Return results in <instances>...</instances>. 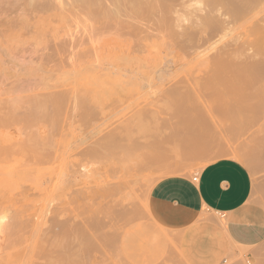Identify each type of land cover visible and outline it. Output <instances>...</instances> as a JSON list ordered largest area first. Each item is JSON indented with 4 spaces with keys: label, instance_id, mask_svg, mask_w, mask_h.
Wrapping results in <instances>:
<instances>
[{
    "label": "bare ground",
    "instance_id": "6f19581e",
    "mask_svg": "<svg viewBox=\"0 0 264 264\" xmlns=\"http://www.w3.org/2000/svg\"><path fill=\"white\" fill-rule=\"evenodd\" d=\"M5 1L8 2V0ZM19 2L26 3V0ZM11 3L10 1L8 5ZM32 3L27 4L28 8L19 4L21 6V9L20 6L18 7L19 11L26 12L25 14L23 12L24 18H31L32 21L37 19L38 25H41L42 22L38 20L42 21L43 16L51 20L58 17L60 19V13L63 12L69 16L67 18L68 20L70 18L71 24L68 22V27L70 25L73 30L64 32L66 27L64 26L63 31L60 29L52 31L55 35L64 32L60 39L53 35L52 40L46 35L48 39H51L48 40L49 44L52 41L54 43L50 44V47L54 45L53 48L51 47V54L45 53L48 48L47 40L42 38L43 40L40 41L41 49L38 50L40 54L35 70L41 75L48 74V78L30 85L26 80V82H20L22 76L19 82L13 81L15 75H11L9 76V81L13 78L11 82L6 85L8 79L2 78L0 84L5 87L2 90L0 86V215H7L6 223L0 228V264H16L19 260H22L21 264H40L45 260L48 252H53L55 248L53 240L59 239L57 236L61 234H58L60 230L57 232L60 225H57L58 222L50 219L49 216L48 224L55 221L56 223L52 222L54 224L50 225L54 227L53 225L56 224L58 228L56 230L54 227L57 236L53 234L54 239L52 241L50 239L52 245L50 246V243L48 245V237L46 238L48 233L45 236L43 231L45 226L43 222H45L48 208L45 209L41 202L42 205L39 207L31 206L34 200L46 198L56 201V198L66 199L71 198V195H79L86 201L98 192L93 189L96 181L91 178L88 182L85 176L89 164L98 159L97 155L100 157L95 148L96 143L89 142L88 137L95 134L96 122L104 118L99 99L106 93L114 91L113 87H121L125 83L130 86V83L136 80L152 81L154 76L164 74L167 75L165 79L167 83H172L171 87L174 91L182 93V88L192 90V93H182L179 99H174L176 103L194 100L190 94L199 95L195 97L198 101L202 98L207 103L208 100L211 101L210 103L218 109H233L232 112L219 113V116L237 123L243 121V124L261 117L257 113H244L251 109L250 105L256 106L254 107L256 109L264 108V0H34ZM14 4H17V0ZM5 8L6 12H13L6 6ZM187 8L192 9L187 11ZM4 13L2 12L0 16ZM13 17L7 19L8 21L5 18L7 22L0 25L1 39L3 35L11 31L13 33L17 28L23 33L21 31L23 27L21 29L20 26L15 27L14 23L17 20L15 21L16 17L14 19ZM50 22L53 23V21ZM20 24L22 25L21 22ZM33 30L36 31V29ZM35 33L37 34L38 31ZM35 33L34 39H36ZM37 37L39 39L41 35L37 34ZM148 48L155 49L156 56L147 58L143 64L140 58H144V52ZM27 49L25 52L29 53L30 49ZM153 50H150L151 53H154ZM168 50L176 56L172 54L170 57V53L165 52ZM187 51L192 52L188 58L187 54V56L182 55ZM142 53L144 54L141 55ZM177 65L182 75L177 72L178 69H175L178 68ZM2 69H0V78L4 72ZM29 73L26 71L25 74ZM71 77L75 78V81ZM69 78L73 82L67 83L71 81ZM254 85H258L259 90L246 93L249 91L248 88L251 89ZM128 86H126L127 89ZM207 91L212 92L206 94ZM179 109V113L183 114L179 116L181 115V120H184V113H182L184 111ZM208 115L210 120L214 117L212 114ZM196 116L195 121H204L203 116L201 118ZM84 126H87L88 133ZM78 128H81L82 134L86 132L87 139L86 137L77 138ZM12 134L15 136H10ZM62 135H65L63 141L58 143L56 139ZM67 136L72 141L63 145ZM106 136H104V139L106 138L104 143L103 137L101 143L98 141L103 149L109 148L112 143L110 135ZM57 162L66 165L65 172L55 167ZM125 182L128 184L127 181ZM124 183L121 184L123 187ZM98 198L102 199L100 196ZM73 199H75L73 202L77 201L76 198ZM79 203L81 204V202L76 204ZM60 228L63 230V225ZM65 229L68 231L66 226ZM52 230L54 229H50L51 233ZM63 233L64 231L60 237L66 234L68 236L69 231L64 235ZM55 243L57 244V241ZM48 246L51 249L52 246L54 248L48 251ZM84 250L86 252L84 251L83 255L89 257L90 249ZM176 250L178 253V249ZM61 251H59L60 255H62ZM87 251L88 254H86ZM71 253L70 255H73ZM63 256L65 257L64 253ZM60 257L58 255L59 262L60 260L61 263L65 260L67 262L68 259L64 260L63 257L62 260ZM102 257L106 259L101 258L102 262L107 261L105 258L108 257L107 255L104 254ZM51 259H53L52 255ZM86 260V263L93 262L91 258ZM52 261L50 260L51 264L54 262ZM227 263V260L223 262V264ZM44 264L49 263L45 260Z\"/></svg>",
    "mask_w": 264,
    "mask_h": 264
},
{
    "label": "rangeland",
    "instance_id": "374dc122",
    "mask_svg": "<svg viewBox=\"0 0 264 264\" xmlns=\"http://www.w3.org/2000/svg\"><path fill=\"white\" fill-rule=\"evenodd\" d=\"M10 1L13 3V5L12 3L11 5H8ZM10 1L8 0V2H6L5 0H1L0 12L5 13L2 14V16L4 17L0 16V25H4L3 22H7V19H10V17H13L16 14L14 17H16L15 21H17L16 23H14L13 21V23L15 24V27L20 26V29L23 27L21 29L23 33H21L17 28L13 31V33L15 32L14 34L11 31L8 34H5L6 37L5 35H3V39L0 38V40H2L0 41L2 43H0V63L2 62L0 65V69L3 68L2 70L4 71L0 78V84L2 83L3 79H8V82L5 83L7 85L13 80L12 78V80L10 79L11 81H9V76L15 75L13 81L20 80V77L22 76L20 82L26 80L28 84L35 85L48 78V74L41 75V73L35 70L38 63L37 59L40 54L38 50L41 49L40 41L43 40L42 38L47 40V42L48 40L50 41L52 38H54L53 35H55L52 31H56V29H60L63 31V27L66 26L64 27V32H66L72 31L73 27H71L70 25L68 27L70 18L68 20L67 17L69 16H67L63 12L60 14L64 16L61 17L60 15V19L58 17L57 19L53 18L51 20V18L46 19L47 17L45 18L43 16L41 18L42 21H40V19L38 20V22H42L41 25H38L39 23H37V19H34L33 21L28 17L26 19L23 16V12L24 14L26 12L22 10L19 11L21 9L20 5H22V7L26 6V8H28L27 4H33L32 2H34V0H26V3L28 2L27 4L25 2L22 3L19 2L20 0H17L18 5L14 4L16 3V0L15 2H13L14 0ZM4 3L7 5H5ZM5 6L8 9H10V7L12 6L10 10L13 12H6L7 9L5 8ZM15 6L17 8H15ZM190 9L192 8H187V11H191ZM17 10L19 12H17ZM53 14L54 13H52V15ZM22 17L24 20L22 19ZM5 18L7 21L5 20ZM17 18H20V20H18ZM56 20L58 21V23ZM19 21L22 23V25ZM50 21H53V23ZM45 23L47 26L45 25ZM42 24L44 25V27ZM28 25L31 28H29ZM40 26H42L43 28H40ZM48 27L49 29H46ZM33 29H36V31H38L37 34L41 35L39 39L37 37V34L35 33L36 31ZM43 31L45 32V34ZM48 32L50 33L48 34ZM64 32H61L62 35L61 33L59 34L60 37L58 34L55 35V37L60 39L63 36ZM16 33H18V36H16ZM34 33L36 34V39H34ZM46 35H48V37H50L51 39H48ZM44 36H46L47 39ZM16 39H18V41ZM14 40L17 41V43H19L20 45L17 43H13L15 42ZM31 42H33V44H31ZM12 43L15 46L17 44V46H13ZM50 44H54L53 41ZM50 44L49 42L47 43L48 48L47 50H45V53L47 54H51V49L54 46L51 45V48ZM146 44L148 45L150 43ZM24 47L28 48L27 50L30 49L29 53L28 51L27 53L25 52L26 48ZM148 50L152 51L153 48H148L147 51ZM20 51L23 53H21ZM147 51L144 52L145 54H141H144V58L146 56L144 62V58H140L143 64H145L147 58L150 59L156 56L155 51L154 53H151V51L149 53L148 51V55L150 56L147 57ZM165 52L170 53L169 50ZM24 53L26 54L24 55ZM180 53L182 54V52H179V54ZM190 53L192 54L191 51H187L182 55H188V58ZM20 54L23 55L21 56ZM172 54L170 53L169 56H176V54ZM177 67L178 68L175 69H178L177 72L180 74L179 66L177 65ZM186 68L188 69V67ZM185 69L182 71L183 74ZM26 71L30 73L27 75L25 74ZM179 74L178 77H180ZM22 78L24 80H22ZM66 78L67 77H65V79ZM71 78L75 81V78ZM166 78L167 75L165 76L163 74L154 76L152 78V81L148 79L136 80V84L135 82H133L134 84L130 83V86H128L129 84L125 83L127 84H124L125 86L121 85V87H113V89L116 90V93L115 90H110L112 92L106 93L105 95L100 97L99 101L101 104V109L104 113V118H102L103 120H98V123L96 122L97 130L95 131V134L88 137L89 142L96 143L95 148L96 151H98L100 157H98L97 155L96 157L98 159H96L95 157L94 159L96 160L93 159V163L89 164L85 176L87 177L86 180L88 182L91 178H93V181H96V183L94 184L95 188L93 186L92 187L95 192L98 191L96 195H99L100 197H102V199L98 198L99 196L97 197L95 194H93L91 198H87L85 201V199L82 198V200L80 198L82 196L79 197V195H71L72 199L76 198V203L81 202V204H76L75 202H73L75 199L72 200L69 197H67L66 199L56 198V201H51L46 198L45 199L49 201H46L43 198L42 200L41 198H38L36 196L35 197L38 198V200H34L35 198L31 197L34 198V202L31 201L33 202V205L31 203V206L39 207L43 204L42 206H44L45 209L46 207L48 208L46 209L47 212L50 211L49 213L46 212V216L44 219L45 222H43V224L46 226H43L44 235L46 236V233H48L46 236V238L48 237V245L49 243L50 246L52 245L51 241L52 239H54V237L52 238L53 234L54 236H57V225H60L61 227L63 225L64 227L62 228L63 230H61L59 226L57 232L59 230L61 232H58V234H62V231H64L65 234L69 231V233L71 234L69 235L68 233L67 236V234L64 235L63 233V237H60L62 236L60 234L58 235L59 237L57 236V238L59 239L53 240V245L55 246V248L54 246H52L54 248L52 249L53 252L56 251L57 253L48 252L47 256L49 257V259L47 256L45 258L47 263L51 264L50 260H53L56 264H75L74 262L85 264L87 262L86 259L91 258V260H93V262L90 260L91 264H198L196 263L197 257H189V241L184 240L182 235L180 236V234H178L177 232L162 228L153 219L149 210L148 197L152 186L160 179L174 175H188L192 177L194 175H197L205 165L218 159L229 158L238 161L247 167L251 174L253 182V193L256 196L258 203L264 208V108L256 109L254 108L256 106L250 105L249 108L251 109L245 111L244 113H257L260 114L261 117L247 121L246 124H243V121H241V123L233 122L232 120H228L219 116V113L232 112L233 109H218L210 103L211 101L209 102L208 100L207 103V101L203 100L201 97V101H198V99L196 98L199 97V95L193 96L192 94H190L193 99H196L198 102H195L196 100H186L185 102L184 100V102L181 101L182 103H176L177 101H175L174 99H179L181 95H183L182 93H192V90L182 88V93L176 92L171 87L172 83H167V80H165ZM69 79H67V81ZM72 80L68 81L67 83L73 82ZM129 82L132 81L129 80ZM126 86H128L129 88L127 89ZM259 88L260 87L258 85H254L253 87H251V89L248 88L249 91H247L246 93H250L254 90H259ZM3 89H5V87H2V90ZM210 92L212 91H207L206 94H209ZM191 101H193L194 103ZM177 104H179L178 107L176 106ZM179 108L183 109L184 111L182 112L184 113V120H181V115L183 114L179 113ZM206 113L212 114L214 117L212 116L213 118L210 120V116ZM179 114L181 115L179 116ZM195 116L199 118L203 116L202 120L204 121H195ZM186 119H190L191 121H187ZM100 122L102 123L101 125L99 124ZM84 127H86L87 132V126ZM84 127L81 128L84 129ZM81 128H78V130H76V134L77 132H79L77 135L78 137L76 135L75 136L79 139H83L85 137L87 139L86 132L82 134ZM106 135H110L109 137L112 138V143L109 148L103 149L102 145H100L99 142L101 141L102 137L103 142L106 139H104V136ZM10 136L13 137L15 136V134H12ZM64 136L65 135L58 136V139H56L57 142L59 143L63 141ZM60 138L62 140H60ZM66 138L67 139L64 140L63 145L72 141L70 137V139H68V136ZM57 163L56 166L55 164L53 166L58 168L61 172H63V170L65 172L67 169V167H65L66 165L64 163H62L61 165L60 162ZM89 168L91 169V172ZM130 178H132L133 180ZM123 181L128 182V184L125 182L126 185H128L127 187L125 186V183ZM117 183H119L120 186ZM123 183L124 187L123 185H121ZM107 186L109 187L107 188ZM80 200H82L83 202ZM56 209H61V212L58 210L57 212ZM71 212L73 216L71 215ZM122 212L125 214L123 215ZM74 213L77 216H75ZM60 214L62 215V217ZM213 216L220 218L218 215L213 214ZM49 218L54 219L56 222H58L56 223L55 221H52L57 224H55L57 227L53 225L56 230L51 226L54 223L49 222L48 224V220H50ZM66 221L68 222V224ZM99 221L101 223H99ZM65 226L68 231H66ZM73 226L76 227V229ZM51 227L55 230H52V233L50 231V229H52ZM45 229L47 230L46 232ZM71 231L73 233H71ZM50 235L51 238H49ZM55 241H57V244L55 243ZM50 246H48V251L52 250L51 248H49ZM60 248H63V252ZM64 249L67 251H65ZM84 249H90L89 257H87L88 255L86 257L85 255H83V253L86 252ZM176 249H178V253ZM58 250L61 251L62 255H60V252ZM73 251L75 253H73ZM63 253L65 257L63 256ZM70 253L73 255H70ZM76 253H78L80 256ZM86 254H88V251ZM104 254L108 257H105L107 258V261L102 262L103 260L101 258H103L102 256ZM51 255L53 259H51ZM58 255L62 257V260L63 257L64 260L68 259L67 262L66 260L62 263L61 260L59 262ZM76 256L79 258H77ZM84 258L86 261L84 260ZM79 259L82 260L80 261ZM45 260H43L40 264H44ZM94 260L96 261L95 263ZM222 260H227V264H264V243L252 251H242L239 252L238 255L232 257L226 256ZM21 261L22 260H19L20 264L22 263ZM54 262L53 264H55ZM19 263L17 262L16 264Z\"/></svg>",
    "mask_w": 264,
    "mask_h": 264
},
{
    "label": "crops",
    "instance_id": "0c3cea01",
    "mask_svg": "<svg viewBox=\"0 0 264 264\" xmlns=\"http://www.w3.org/2000/svg\"><path fill=\"white\" fill-rule=\"evenodd\" d=\"M196 177L157 181L148 197L153 219L189 241V257H197L198 264H221L226 256L261 246L264 208L253 193L247 167L222 158L205 165Z\"/></svg>",
    "mask_w": 264,
    "mask_h": 264
},
{
    "label": "clouds",
    "instance_id": "9594fccd",
    "mask_svg": "<svg viewBox=\"0 0 264 264\" xmlns=\"http://www.w3.org/2000/svg\"><path fill=\"white\" fill-rule=\"evenodd\" d=\"M7 221V215H0V228H2L4 226V224Z\"/></svg>",
    "mask_w": 264,
    "mask_h": 264
},
{
    "label": "built area",
    "instance_id": "2783aa9c",
    "mask_svg": "<svg viewBox=\"0 0 264 264\" xmlns=\"http://www.w3.org/2000/svg\"><path fill=\"white\" fill-rule=\"evenodd\" d=\"M192 180H193V181H196V180H197L196 175L192 176Z\"/></svg>",
    "mask_w": 264,
    "mask_h": 264
}]
</instances>
